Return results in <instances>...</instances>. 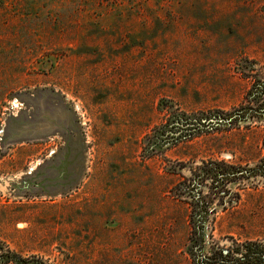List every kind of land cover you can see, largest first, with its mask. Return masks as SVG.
Instances as JSON below:
<instances>
[{
  "label": "rangeland",
  "instance_id": "374dc122",
  "mask_svg": "<svg viewBox=\"0 0 264 264\" xmlns=\"http://www.w3.org/2000/svg\"><path fill=\"white\" fill-rule=\"evenodd\" d=\"M263 113L264 0H0V245L191 264L264 243Z\"/></svg>",
  "mask_w": 264,
  "mask_h": 264
},
{
  "label": "trees",
  "instance_id": "16d2710c",
  "mask_svg": "<svg viewBox=\"0 0 264 264\" xmlns=\"http://www.w3.org/2000/svg\"><path fill=\"white\" fill-rule=\"evenodd\" d=\"M262 92L260 90L257 91L255 97L248 98L249 103H256V97L259 98V95ZM249 106H252L251 104ZM247 106H239L235 108L233 111H219L217 114H206L203 113L201 116H198L196 119H189V116L184 113L186 120L183 122L184 132L189 133L190 136H198L203 133L211 130L218 129L217 126L223 125L233 126L235 124H239L241 119L246 118V113L242 112L241 109H246ZM252 108V107H251ZM264 114V113H263ZM251 116H256L251 113ZM264 116V115H263ZM191 121V122H189ZM218 124V125H217ZM194 132V133H193ZM263 158H260L259 161L262 162ZM263 165L258 162L256 166L253 168L255 171L264 173V169L260 170ZM258 173H255L258 174ZM190 233L192 234H200V230L202 228V223H197L191 219L190 221ZM225 250L227 252L225 253ZM199 249L194 250L192 246L189 245L188 253L191 256V264H264V243L258 240H249L243 243H235V245H230L227 248L221 247L217 245L212 254L215 256L212 258L213 260L207 262V260L211 259V257L205 255L204 258H200V255L203 253H199ZM235 253H240V255H236ZM246 262H241L246 260ZM0 264H46L43 260L39 259L36 256L23 257L17 252L10 250L9 247H4L0 245Z\"/></svg>",
  "mask_w": 264,
  "mask_h": 264
}]
</instances>
